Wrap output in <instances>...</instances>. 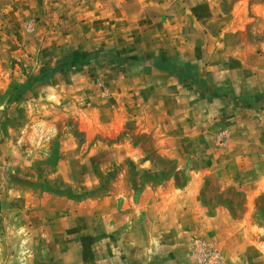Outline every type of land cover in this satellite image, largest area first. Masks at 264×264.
Instances as JSON below:
<instances>
[{"label": "rangeland", "instance_id": "obj_1", "mask_svg": "<svg viewBox=\"0 0 264 264\" xmlns=\"http://www.w3.org/2000/svg\"><path fill=\"white\" fill-rule=\"evenodd\" d=\"M204 1L227 28L203 0H0V264H264V0Z\"/></svg>", "mask_w": 264, "mask_h": 264}, {"label": "crops", "instance_id": "obj_2", "mask_svg": "<svg viewBox=\"0 0 264 264\" xmlns=\"http://www.w3.org/2000/svg\"><path fill=\"white\" fill-rule=\"evenodd\" d=\"M154 1V0H148V2ZM147 2V3H148ZM144 0H136V8L137 11L140 13V20L142 16V12L140 10L141 6H143ZM197 4V3H196ZM195 4V5H196ZM203 9L201 10L199 6H195L194 4L191 5L192 7H186L185 11L186 13H193L197 14V17H201L199 21H203L205 25H208L209 27H212V23H214L215 19L218 20V29L227 28L229 19H230V13L221 14V16H214L215 10L213 9V6L211 2H207L203 0ZM202 15V16H200ZM171 190V189H170ZM168 192V193H167ZM166 193L162 192L160 193L159 190H152L149 191L146 190L142 196H140V226H147L149 224V230L148 235L149 236H158L160 232H157L158 227L160 224H162V219H158V217L162 216V211L168 207V203L171 199L176 197L175 191L170 192L167 191ZM193 207H189L187 210V213L190 211L193 213ZM143 211L145 212L143 213ZM143 214L145 216H143ZM181 216V215H180ZM146 234V235H147Z\"/></svg>", "mask_w": 264, "mask_h": 264}, {"label": "built area", "instance_id": "obj_3", "mask_svg": "<svg viewBox=\"0 0 264 264\" xmlns=\"http://www.w3.org/2000/svg\"><path fill=\"white\" fill-rule=\"evenodd\" d=\"M194 256L200 263H209L217 259L218 252L216 248L207 245H199L194 250Z\"/></svg>", "mask_w": 264, "mask_h": 264}]
</instances>
